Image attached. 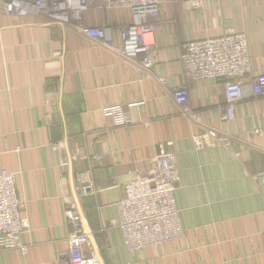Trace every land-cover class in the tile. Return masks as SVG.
<instances>
[{
    "label": "crops",
    "instance_id": "0c3cea01",
    "mask_svg": "<svg viewBox=\"0 0 264 264\" xmlns=\"http://www.w3.org/2000/svg\"><path fill=\"white\" fill-rule=\"evenodd\" d=\"M101 4L97 0L85 11L84 22L110 26L120 45L118 33L131 23V11ZM241 32L253 74L264 73V0H203L199 8L190 0H165L149 73L37 10L4 15L0 166L16 173L29 226L20 235L26 249L0 247V264H67L64 210L73 201L104 264H264V185L257 179L264 168V97L246 87L235 119L221 121L224 85L187 82L180 64L186 41ZM184 84L197 121L175 101ZM116 104L125 106L132 124L115 125L102 113ZM208 128L223 130L230 144L199 148L196 135ZM58 141L62 154L52 148ZM164 150L174 153L180 174L174 199L182 233L130 248L113 223L120 219L124 185L147 172ZM83 173L89 179L79 181ZM89 180L92 189L83 193Z\"/></svg>",
    "mask_w": 264,
    "mask_h": 264
},
{
    "label": "built area",
    "instance_id": "2783aa9c",
    "mask_svg": "<svg viewBox=\"0 0 264 264\" xmlns=\"http://www.w3.org/2000/svg\"><path fill=\"white\" fill-rule=\"evenodd\" d=\"M97 0H0V23L4 14L27 15L37 10L58 25L75 26L87 37L97 39L124 60L138 67L153 70L152 52L155 49V31L161 17L165 0H101L102 6H122L130 9L132 21L119 30L120 45L114 42L110 26L85 24L84 13ZM194 7H201L203 0H190ZM180 64L186 81L214 79L224 85L226 104L220 112L221 121H231L236 116V106L244 97L246 87L254 95L264 97V73L253 74L250 49L245 33L225 34L215 37L195 38L183 44ZM250 78V79H249ZM156 79L167 85V79ZM186 82V83H187ZM189 89L186 84L175 92V101L183 105V113L191 121L198 114L186 105ZM105 116L111 117L115 125L127 126L134 122L124 105L116 104L102 108ZM261 133V129L256 131ZM199 148L208 143L230 144L223 130L208 128L196 135ZM63 142H56L53 149L60 152ZM75 159L72 156L70 160ZM69 159H62L68 167ZM79 181L89 179V173L78 176ZM264 185V168L257 174ZM180 181L175 155L169 150L161 151L153 166L145 173L137 174L124 185V196L118 204L120 219L113 223L122 227L125 242L130 248H142L173 239L182 233L175 205L174 191ZM16 173L0 166V247L21 248L20 235L29 224L22 216L23 205L17 196ZM86 193L92 189L90 180L81 186ZM64 215L69 228L67 241L69 250L67 264H104L92 234L84 227L79 203H69Z\"/></svg>",
    "mask_w": 264,
    "mask_h": 264
},
{
    "label": "rangeland",
    "instance_id": "374dc122",
    "mask_svg": "<svg viewBox=\"0 0 264 264\" xmlns=\"http://www.w3.org/2000/svg\"><path fill=\"white\" fill-rule=\"evenodd\" d=\"M203 4V3H202ZM60 142H63V141H60ZM64 144V143H63ZM53 145L54 144H52V148H53ZM63 148H64V145H63ZM63 148H62V151H60V154H62V152H63Z\"/></svg>",
    "mask_w": 264,
    "mask_h": 264
},
{
    "label": "bare ground",
    "instance_id": "6f19581e",
    "mask_svg": "<svg viewBox=\"0 0 264 264\" xmlns=\"http://www.w3.org/2000/svg\"><path fill=\"white\" fill-rule=\"evenodd\" d=\"M4 15H6V14H4ZM4 15H3V16H4ZM22 15H23V14H22ZM3 16H2V17H3ZM2 17H1L0 29H1V27H2Z\"/></svg>",
    "mask_w": 264,
    "mask_h": 264
}]
</instances>
